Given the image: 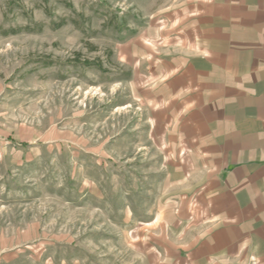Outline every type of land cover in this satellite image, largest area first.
<instances>
[{
    "label": "rangeland",
    "instance_id": "374dc122",
    "mask_svg": "<svg viewBox=\"0 0 264 264\" xmlns=\"http://www.w3.org/2000/svg\"><path fill=\"white\" fill-rule=\"evenodd\" d=\"M174 5L0 0V264H177L138 222L161 188L139 91Z\"/></svg>",
    "mask_w": 264,
    "mask_h": 264
},
{
    "label": "crops",
    "instance_id": "0c3cea01",
    "mask_svg": "<svg viewBox=\"0 0 264 264\" xmlns=\"http://www.w3.org/2000/svg\"><path fill=\"white\" fill-rule=\"evenodd\" d=\"M178 1L139 91L161 188L138 222L177 264H264V0Z\"/></svg>",
    "mask_w": 264,
    "mask_h": 264
},
{
    "label": "trees",
    "instance_id": "16d2710c",
    "mask_svg": "<svg viewBox=\"0 0 264 264\" xmlns=\"http://www.w3.org/2000/svg\"><path fill=\"white\" fill-rule=\"evenodd\" d=\"M75 54H76V55L74 56V60L76 61V60L79 59V53L76 52ZM84 64L87 65V66H88V65H94V66L98 67L99 69H102V70H103V68H102V66H101V62H100L99 60H96V61L88 60V61H85Z\"/></svg>",
    "mask_w": 264,
    "mask_h": 264
}]
</instances>
